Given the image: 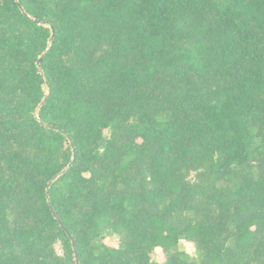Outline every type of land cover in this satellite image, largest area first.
<instances>
[{
  "label": "trees",
  "instance_id": "obj_1",
  "mask_svg": "<svg viewBox=\"0 0 264 264\" xmlns=\"http://www.w3.org/2000/svg\"><path fill=\"white\" fill-rule=\"evenodd\" d=\"M157 246L264 264V0H0V264Z\"/></svg>",
  "mask_w": 264,
  "mask_h": 264
},
{
  "label": "clouds",
  "instance_id": "obj_2",
  "mask_svg": "<svg viewBox=\"0 0 264 264\" xmlns=\"http://www.w3.org/2000/svg\"><path fill=\"white\" fill-rule=\"evenodd\" d=\"M100 151L102 152L103 149L101 148ZM85 176H88V173L84 174ZM178 247L180 248L181 251H183L190 259L192 260H197L198 259V252L195 248V245L190 242L186 241L184 238H180L178 241ZM154 256L153 259L155 260V264H162L161 258H160V253L162 252V249L160 247H156L153 250Z\"/></svg>",
  "mask_w": 264,
  "mask_h": 264
},
{
  "label": "rangeland",
  "instance_id": "obj_3",
  "mask_svg": "<svg viewBox=\"0 0 264 264\" xmlns=\"http://www.w3.org/2000/svg\"><path fill=\"white\" fill-rule=\"evenodd\" d=\"M189 179H191V180H193L194 179V173L193 172H191L190 174H189ZM105 243L106 244H108V245H111V246H116L117 244H118V237L116 236V235H112V236H107V237H105ZM56 248H57V250L59 251V252H61V247H60V245L57 243V245H56ZM153 256H154V252H153ZM164 257H165V255H164V253L163 252H161L160 253V258H161V261L162 260H164Z\"/></svg>",
  "mask_w": 264,
  "mask_h": 264
},
{
  "label": "water",
  "instance_id": "obj_4",
  "mask_svg": "<svg viewBox=\"0 0 264 264\" xmlns=\"http://www.w3.org/2000/svg\"><path fill=\"white\" fill-rule=\"evenodd\" d=\"M40 64V59L37 61V65H39ZM73 159H74V157H73ZM65 171V169L58 175V176H60L63 172ZM57 176V177H58ZM56 177V178H57ZM76 262H77V264H78V260H77V257H76Z\"/></svg>",
  "mask_w": 264,
  "mask_h": 264
}]
</instances>
